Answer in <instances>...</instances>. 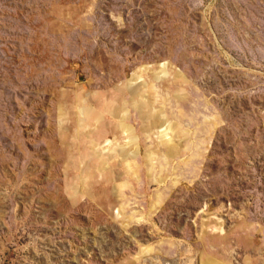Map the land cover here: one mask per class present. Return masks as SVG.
Returning <instances> with one entry per match:
<instances>
[{"label": "rangeland", "instance_id": "374dc122", "mask_svg": "<svg viewBox=\"0 0 264 264\" xmlns=\"http://www.w3.org/2000/svg\"><path fill=\"white\" fill-rule=\"evenodd\" d=\"M201 253L264 264V0H0V264Z\"/></svg>", "mask_w": 264, "mask_h": 264}, {"label": "bare ground", "instance_id": "6f19581e", "mask_svg": "<svg viewBox=\"0 0 264 264\" xmlns=\"http://www.w3.org/2000/svg\"><path fill=\"white\" fill-rule=\"evenodd\" d=\"M162 126H165V128L163 129V130H161V131H158ZM162 126H158L157 128H156V130H157V132H155L156 134H157V138H158V140H159V143H158V145H163L164 147H165V151H166V153L168 154V155H173V152H174V149H176L177 147L173 144V139H174V137H176L177 136V134H176V130H175V128H173V126H171V124H169V123H167L166 125H165V123H162ZM125 131H127V132H131V130L130 129H125ZM127 138H129V140H130V142L131 141H133L134 142V144H136L135 143V140H136V137H133V136H131V134H130V136H127ZM106 141H108V140H106ZM96 145V144H95ZM99 145V144H98ZM125 145H126V143H125ZM101 149H103L104 150V148H101ZM121 150H122V148L120 147V145L118 144H116V140H115V142H113L109 147H107V154L106 153H102L101 151L100 152H96V157L97 158H100V159H102L104 156H107V157H114V156H116V155H118V154H120V152H121ZM154 152H158L159 151V149H154L153 150ZM109 152H111V154H108ZM148 158L150 159V162H153V152L152 153H150L149 155H148ZM157 183H160L159 181H157ZM158 200H157V202H159V200H160V194L158 195ZM224 221L220 218V217H218V218H216V223H215V225H213L212 226V228H211V230L212 231H214V232H216V236H215V238L216 239H219L220 241H224L225 240V228H224V223H223ZM259 225V224H258ZM252 226H253V224H252ZM254 229V228H253ZM206 233H207V228L206 229H204L203 230V234H202V236H204V235H206ZM256 233V232H255ZM154 249V247H143V251L141 252V253H143V255L144 254H148V253H150L152 250ZM157 250V249H156ZM204 253H201V259H200V263L199 264H206L205 263V257H204V255H203ZM136 256V255H135ZM138 256V255H137ZM136 256V257H137ZM211 261V260H210ZM220 264H222V263H220Z\"/></svg>", "mask_w": 264, "mask_h": 264}]
</instances>
